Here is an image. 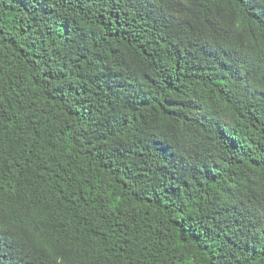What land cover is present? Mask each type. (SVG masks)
Listing matches in <instances>:
<instances>
[{
  "label": "trees",
  "instance_id": "1",
  "mask_svg": "<svg viewBox=\"0 0 264 264\" xmlns=\"http://www.w3.org/2000/svg\"><path fill=\"white\" fill-rule=\"evenodd\" d=\"M0 264H264V0H0Z\"/></svg>",
  "mask_w": 264,
  "mask_h": 264
}]
</instances>
